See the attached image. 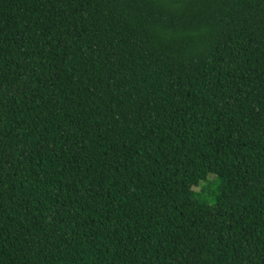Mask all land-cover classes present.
Instances as JSON below:
<instances>
[{
    "label": "trees",
    "instance_id": "obj_1",
    "mask_svg": "<svg viewBox=\"0 0 264 264\" xmlns=\"http://www.w3.org/2000/svg\"><path fill=\"white\" fill-rule=\"evenodd\" d=\"M0 264H264V0H0Z\"/></svg>",
    "mask_w": 264,
    "mask_h": 264
},
{
    "label": "rangeland",
    "instance_id": "obj_2",
    "mask_svg": "<svg viewBox=\"0 0 264 264\" xmlns=\"http://www.w3.org/2000/svg\"><path fill=\"white\" fill-rule=\"evenodd\" d=\"M211 178V177H210ZM212 179H210V181H211Z\"/></svg>",
    "mask_w": 264,
    "mask_h": 264
}]
</instances>
